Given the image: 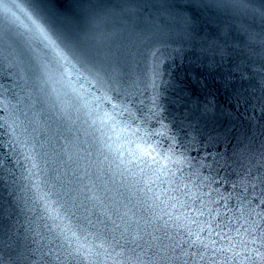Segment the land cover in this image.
<instances>
[{
  "label": "water",
  "instance_id": "water-1",
  "mask_svg": "<svg viewBox=\"0 0 264 264\" xmlns=\"http://www.w3.org/2000/svg\"><path fill=\"white\" fill-rule=\"evenodd\" d=\"M262 201L264 0H0V264H264Z\"/></svg>",
  "mask_w": 264,
  "mask_h": 264
},
{
  "label": "snow or ice",
  "instance_id": "snow-or-ice-1",
  "mask_svg": "<svg viewBox=\"0 0 264 264\" xmlns=\"http://www.w3.org/2000/svg\"><path fill=\"white\" fill-rule=\"evenodd\" d=\"M33 23H35V22H33ZM36 27L39 28V25H36ZM262 203H264V201H262ZM261 219H264V216H262Z\"/></svg>",
  "mask_w": 264,
  "mask_h": 264
}]
</instances>
